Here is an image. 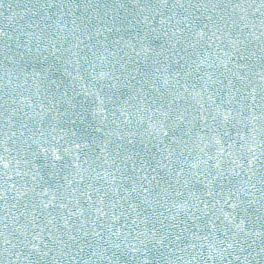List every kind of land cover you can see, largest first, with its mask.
Returning a JSON list of instances; mask_svg holds the SVG:
<instances>
[{"label": "snow or ice", "instance_id": "snow-or-ice-1", "mask_svg": "<svg viewBox=\"0 0 264 264\" xmlns=\"http://www.w3.org/2000/svg\"><path fill=\"white\" fill-rule=\"evenodd\" d=\"M0 264H264V0H0Z\"/></svg>", "mask_w": 264, "mask_h": 264}]
</instances>
